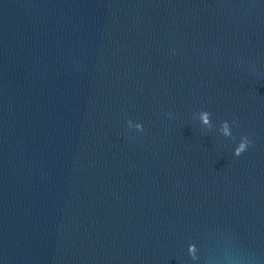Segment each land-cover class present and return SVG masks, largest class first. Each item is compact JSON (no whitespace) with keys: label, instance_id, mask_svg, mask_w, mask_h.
<instances>
[{"label":"water","instance_id":"95a60500","mask_svg":"<svg viewBox=\"0 0 264 264\" xmlns=\"http://www.w3.org/2000/svg\"><path fill=\"white\" fill-rule=\"evenodd\" d=\"M0 264H264V0H0Z\"/></svg>","mask_w":264,"mask_h":264},{"label":"clouds","instance_id":"9594fccd","mask_svg":"<svg viewBox=\"0 0 264 264\" xmlns=\"http://www.w3.org/2000/svg\"><path fill=\"white\" fill-rule=\"evenodd\" d=\"M198 121L200 122V125L202 127H206L207 129H213L216 126L212 122L211 113L207 110H201L198 113L194 114ZM235 121H229L227 119L220 122V125L218 127V131L222 133L224 137H230L233 139V141H236V137L233 135V124ZM127 126L129 129H136L139 131H143V124L139 121H133L132 119H127ZM253 143V141L250 139L249 135H241L238 142L235 143L233 152L234 155L239 156L243 152H245L248 147Z\"/></svg>","mask_w":264,"mask_h":264}]
</instances>
